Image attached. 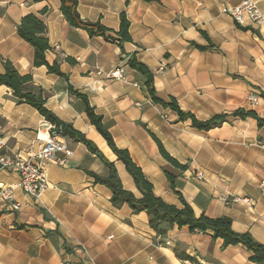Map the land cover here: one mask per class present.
I'll return each instance as SVG.
<instances>
[{
	"label": "crops",
	"instance_id": "1",
	"mask_svg": "<svg viewBox=\"0 0 264 264\" xmlns=\"http://www.w3.org/2000/svg\"><path fill=\"white\" fill-rule=\"evenodd\" d=\"M242 1L78 0L81 19L100 21L113 31L125 12L132 41L121 50L70 27L59 12V0H0V58L20 75H30L27 90L46 93L45 107L113 163L124 190L139 197L131 176L89 123L82 100L69 86L86 96L114 145L128 152L155 197L181 207L168 172L196 218L227 217L235 233H248L264 245V194L258 189L264 182V124L231 117L236 110L264 117V0H252L261 22L239 26L228 10ZM29 14L46 27L51 49L45 61L56 62L65 78L33 65V48L16 32L20 19ZM133 56L153 73L158 99L174 98L181 111L198 121L216 115H226V121L199 131L189 120L181 122L174 112L153 104L143 77L127 65ZM67 57L75 63L69 64ZM119 67L122 79L107 78ZM249 92L258 96L256 106L248 102ZM0 121L5 151L22 155L29 146L35 152L38 138L44 140L53 128L36 109L16 103L3 85ZM153 137L186 169L169 164ZM61 140L72 155L65 166H46L48 188L38 199L20 191L16 174L0 170V191L12 188L19 205L12 211L10 201L0 197V264H257L241 245L224 247L210 233L189 232L187 227L173 226L157 235L145 212L133 214L127 205L113 208L109 189L89 175L105 177L107 166L83 144L67 136ZM195 173L202 179L194 178ZM232 197L250 204L233 203ZM184 254L192 260L179 257Z\"/></svg>",
	"mask_w": 264,
	"mask_h": 264
},
{
	"label": "trees",
	"instance_id": "2",
	"mask_svg": "<svg viewBox=\"0 0 264 264\" xmlns=\"http://www.w3.org/2000/svg\"><path fill=\"white\" fill-rule=\"evenodd\" d=\"M146 3L155 2L156 0H141ZM78 0H59V12L63 16L66 23L75 29L83 30L87 35L92 37H100L103 40L116 44L121 50L124 43L131 42L129 35V22L125 12L119 14V27L117 31L103 26L100 21L89 22L80 18L77 12ZM18 36L27 42L34 51L33 65L35 67H45L49 74H54L65 78L60 72L59 65L54 62L49 65L45 61V53L49 51L50 45L46 36L45 25L34 15H26L22 17L16 26ZM202 50L200 47H196ZM3 72L0 73V85L9 88L12 91V97L18 104H27L34 109L53 127L54 131H58L60 136H67L75 142L83 144L87 150L97 156L108 168V174L105 177H99L89 173L95 184H100L109 189L110 203L113 208H120L127 205L133 214L145 212L148 217V226L157 235L164 236L166 231L176 226L177 228L187 227L189 232L210 233L213 239H221L222 245L227 246H243L249 252V261L264 264V245L257 243L248 233H235L231 229V220L227 217L208 218L204 215L195 217L191 208L185 203L178 192L174 190L175 177L165 172V176L169 182L171 189L178 195L181 204L180 208L165 204L160 198L153 194V187L145 178L142 171L133 163L126 150L118 149L112 140L110 133L103 127L102 119L95 114L94 109L90 106L85 95L80 94L70 86L68 90L82 100L84 112L89 123L94 127L97 133L104 139L108 148L116 156L118 162L123 164L127 173L131 176L135 187L139 193V197H135L131 192L124 190L117 177L113 163L108 162L98 151L96 146L85 136L72 128L71 125L59 120L51 111L45 107L47 94L39 90L38 93H33L27 90V85L32 81L30 75H20L14 66L8 60L0 58ZM69 64H74L75 61L71 58H65ZM127 65L130 69L135 70L144 79V87L147 91L151 102L159 105L163 109H169L177 115L179 121L189 120L191 126L199 131H208L217 127L226 121V115H216L206 121H198L195 117L180 110L176 100L169 98L164 102L156 97V92L153 86V73L142 63L138 62L135 57H131ZM264 99V94H260ZM233 118L244 120L253 118L256 120L258 127L264 124V117L258 118L253 111L236 110L231 114ZM157 144L159 153L163 158L174 168L183 171L185 165L179 164L175 159L171 158L163 149L161 144L153 137ZM182 259L192 260L187 255H180Z\"/></svg>",
	"mask_w": 264,
	"mask_h": 264
},
{
	"label": "built area",
	"instance_id": "3",
	"mask_svg": "<svg viewBox=\"0 0 264 264\" xmlns=\"http://www.w3.org/2000/svg\"><path fill=\"white\" fill-rule=\"evenodd\" d=\"M228 14L232 17L237 25L245 23H260L262 15L257 7V4L252 0H243L240 4L228 10ZM109 79H122L123 69L116 68L107 75ZM247 100L252 106H256L259 102L258 96L253 92L247 94ZM37 150L29 146L26 149V154L8 153L5 151V140L3 137L2 124L0 121V170L8 171L18 176L17 187L25 195L38 199L39 196L48 188V180L46 174V166L54 164L57 166H65L72 152L67 148L61 140L60 133L54 131V127L48 136L41 140L38 138ZM203 175L195 173L194 178L200 180ZM259 191L264 194V182L258 184ZM0 197L3 200L10 201L12 211H18L19 205L13 200L12 188H6L0 191ZM242 201L245 204H250L246 198L232 197L231 202L236 203ZM165 245H169V241H164ZM84 249V248H81Z\"/></svg>",
	"mask_w": 264,
	"mask_h": 264
}]
</instances>
